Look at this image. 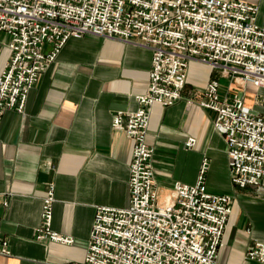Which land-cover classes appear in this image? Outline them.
Here are the masks:
<instances>
[{
  "label": "built area",
  "instance_id": "obj_1",
  "mask_svg": "<svg viewBox=\"0 0 264 264\" xmlns=\"http://www.w3.org/2000/svg\"><path fill=\"white\" fill-rule=\"evenodd\" d=\"M86 34L133 42L152 59L147 92L136 97L139 108L111 118V127L133 141L129 206L96 208L80 264H221L217 253L232 197L206 192L204 159L197 182L175 183L173 196L159 205L146 135L151 107L181 99L191 61L264 91V23L257 8L240 0H0V37L11 52L0 75V118L8 110L22 114L30 90L65 43ZM202 95L199 106L214 113L213 128L226 144L231 183L264 200V114L240 95L222 97L218 79ZM194 145L192 138L184 143ZM54 201L49 184L35 239L72 245V237L51 228ZM0 255H10L1 232ZM245 257L264 264V243L255 241Z\"/></svg>",
  "mask_w": 264,
  "mask_h": 264
},
{
  "label": "crops",
  "instance_id": "obj_2",
  "mask_svg": "<svg viewBox=\"0 0 264 264\" xmlns=\"http://www.w3.org/2000/svg\"><path fill=\"white\" fill-rule=\"evenodd\" d=\"M240 1L255 6L264 23V0ZM6 42L1 36L0 75L11 56ZM151 59L149 49L133 42L90 34L70 38L30 90L23 113L8 110L0 118V232L10 251L0 255V264H80L96 208L129 206L133 141L111 127V118L139 108L136 97L149 87ZM212 79L220 81V95H240L264 114L263 90L189 62L181 99L150 109L146 143L154 149L157 202L173 196L175 183L194 185L206 159V192L233 199L217 261L255 264L245 253L255 241L264 243V200L231 183L215 115L199 106ZM189 138L195 140L191 149L184 146ZM49 184L55 199L51 228L72 237V245L35 239Z\"/></svg>",
  "mask_w": 264,
  "mask_h": 264
},
{
  "label": "rangeland",
  "instance_id": "obj_3",
  "mask_svg": "<svg viewBox=\"0 0 264 264\" xmlns=\"http://www.w3.org/2000/svg\"><path fill=\"white\" fill-rule=\"evenodd\" d=\"M222 97L224 96V94L221 95ZM249 99L250 100L252 98V95H248ZM262 98L264 99V95L262 96ZM247 105V104H246ZM256 112V111H255ZM257 113V112H256Z\"/></svg>",
  "mask_w": 264,
  "mask_h": 264
}]
</instances>
